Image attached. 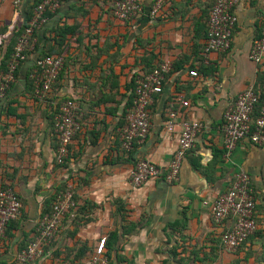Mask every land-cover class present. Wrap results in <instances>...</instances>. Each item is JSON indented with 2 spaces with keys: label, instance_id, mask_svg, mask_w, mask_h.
<instances>
[{
  "label": "crops",
  "instance_id": "obj_1",
  "mask_svg": "<svg viewBox=\"0 0 264 264\" xmlns=\"http://www.w3.org/2000/svg\"><path fill=\"white\" fill-rule=\"evenodd\" d=\"M34 1L0 2V60L12 41L9 25L20 27ZM114 1L64 0L35 30L27 60L0 101V185H10L22 199L20 217L0 235V264H20L17 253L34 237L45 202L62 183L72 187L76 206L43 257L28 264H88L103 238L107 264H264V144L243 139L226 157L222 138L224 112L237 95L250 86L264 88V55L259 64L249 59L264 33V0L236 1L229 50L206 59L209 0H164L158 18L149 19L145 9L129 21L112 16ZM40 53L63 57L44 101L34 98L30 79ZM161 63L170 72L150 107L149 135L126 153L119 132L133 81ZM69 98L81 128L61 167L54 162L57 141L47 116L51 102ZM170 111L177 117L167 132ZM188 121L201 129L177 181L159 178L132 187L128 171L138 161L168 166ZM239 168L250 177L256 229L232 253L220 243L232 220L215 223L202 201L225 192Z\"/></svg>",
  "mask_w": 264,
  "mask_h": 264
},
{
  "label": "built area",
  "instance_id": "obj_2",
  "mask_svg": "<svg viewBox=\"0 0 264 264\" xmlns=\"http://www.w3.org/2000/svg\"><path fill=\"white\" fill-rule=\"evenodd\" d=\"M7 0H0L6 2ZM22 0H13L19 6ZM63 0H41L34 8L27 26L17 38L6 69L0 70V101L6 96L9 88L15 82V71L26 60V52L32 48L31 40L36 29L45 21L47 11L56 12ZM144 0H116L112 3L111 14L121 21H129L141 16L144 11ZM212 1L206 22V41L202 55L206 59L211 52H226L232 40L236 16L233 7L237 0ZM164 4V0H154L147 10L149 19H156ZM9 25V32L13 30ZM264 55V33L254 40L249 59L256 64L261 63ZM63 66L61 55H46L35 60L33 75L35 81L34 98L44 101L50 95L52 85L57 80ZM170 66L161 63L148 73L139 75L134 80L131 105L124 115V121L119 132L120 148L131 152L136 145L142 144L150 132V107L155 96L162 93L163 84ZM191 76H196L194 71ZM183 106L188 103L183 101ZM257 115L253 118L256 107ZM176 112L170 111L164 123L167 132H172L176 124ZM53 131L57 140L54 162L57 165L66 163L69 157L70 145L79 132L78 108L74 100L68 99L59 103L58 111L53 117ZM198 121H188L181 124L174 153L167 167L155 165L147 160H140L128 171L129 183L139 187L144 183L162 178L167 183L177 181L182 160L193 147L196 134L200 131ZM223 150L229 157L237 143L248 139L254 145L264 144V88L256 90L250 86L237 95L224 112L222 125ZM202 205L206 207L215 223L232 220L230 228L220 236L224 250L236 252L256 229L255 198L250 186V177L243 169H237L229 188L214 199H205ZM76 206L72 187L54 195L49 211L42 213L34 225V237L21 249L16 260L20 264L33 263L44 255L47 247L59 232L63 217ZM22 202L10 185H0V235H3L7 225L17 220L21 215ZM105 239H101L88 264H107L108 258L103 253Z\"/></svg>",
  "mask_w": 264,
  "mask_h": 264
},
{
  "label": "trees",
  "instance_id": "obj_3",
  "mask_svg": "<svg viewBox=\"0 0 264 264\" xmlns=\"http://www.w3.org/2000/svg\"><path fill=\"white\" fill-rule=\"evenodd\" d=\"M40 1H41V0H35V1L33 2V5H32V7H31V8H32V13H33L34 8L40 3ZM63 1H64V0H63ZM63 1H62V2H63ZM211 3H212V1H210V3H209V10H210ZM148 8H149V7H148ZM148 8L144 6V10H145V9H148ZM209 10H208V13H209ZM32 13L29 14V18H26V19L24 20L23 24H22L20 27H17V28L15 27L16 29H15V28L13 29V33H12V41L10 42L9 47L7 48V51H6L5 55H4V57L2 58V60H0V70H5V69H6V65H7V62H8V60H9V58H10V54H11V52H12L13 46H14V44H15L17 38H18V37L20 36V34L23 32L24 28L27 26V22H28L29 19L31 18ZM53 13H55V12H53ZM49 14H51V12L47 11V12L45 13V18H46V16H48ZM207 18H208V15H207ZM206 22H207V19H206ZM205 30H206V28H205ZM205 32H206V31H205ZM46 55H50V54H47V53H40V54H39V57H43V56H46ZM27 56H28V53L26 52V60H27ZM39 57H38V58H39ZM26 60H25L24 62H26ZM24 62H22L21 64H23ZM21 64L18 66V68H17L16 71H15V79H16V73H17L19 67L21 66ZM34 65H35V64H34ZM157 66H158V65H157ZM157 66L149 67L146 73L150 72L151 70H153V69L156 68ZM31 71H32V70H31ZM60 72H61V71H60ZM60 72H59V74H60ZM58 77H59V75H58ZM58 77H57V78H58ZM30 79L33 80V78H31V77H30ZM31 83H32V81H31ZM32 88H33V86H32ZM133 89H134V81H133V85H132V88H131V90H130V93H129V95H128L127 109H128L129 106L131 105V100H132V97H133V93H132ZM261 90H262V89H261ZM69 99H71V98H69ZM65 100H68V99H65ZM72 100H74V99H72ZM63 101H64V100H63ZM74 101H75V100H74ZM60 102H62V101H59V102H56V103H53V102L50 103V106H51L50 108H51V109H50V113H49V115H48L47 117H48L49 119L51 118V126H52V128H53V126H54V120H53V117H54V115H55V114L57 113V111H58V105H59ZM258 107H259V105L256 107V110H255V112H254V114H253V118H255L256 115H257ZM56 141H57V140H56ZM56 147H57V146H56ZM65 164H66V163H64V164H62V165H58V166L64 167ZM60 185H63V188L59 186V187L57 188V190L54 192V194L51 196V199H49L48 201L45 202V208L43 209L42 213H46V212L49 211V208H50L51 202H52L53 199H54V195L57 194V193H59V192H61V191H63V190H65V188L67 187V184H66V183H62V184H60ZM18 197L20 198L19 195H18ZM20 200H21V199H20ZM17 220H18V219H17ZM15 221H16V220L11 221V222L7 225V227H8L11 223H14ZM26 245H27V243H25L21 249H23ZM21 249H20V250H21ZM20 250H19V251H20Z\"/></svg>",
  "mask_w": 264,
  "mask_h": 264
},
{
  "label": "rangeland",
  "instance_id": "obj_4",
  "mask_svg": "<svg viewBox=\"0 0 264 264\" xmlns=\"http://www.w3.org/2000/svg\"><path fill=\"white\" fill-rule=\"evenodd\" d=\"M60 187H62L63 188V185H60ZM20 199H21V197H20ZM21 202H22V199H21ZM51 204H52V202H51ZM30 242V241H29Z\"/></svg>",
  "mask_w": 264,
  "mask_h": 264
}]
</instances>
